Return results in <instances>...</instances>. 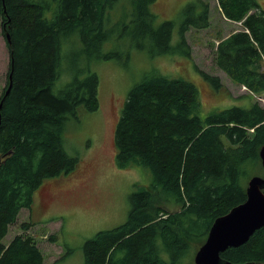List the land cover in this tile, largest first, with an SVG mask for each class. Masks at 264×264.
Here are the masks:
<instances>
[{"label":"trees","instance_id":"obj_1","mask_svg":"<svg viewBox=\"0 0 264 264\" xmlns=\"http://www.w3.org/2000/svg\"><path fill=\"white\" fill-rule=\"evenodd\" d=\"M52 2L0 0V29L10 37V42L5 38L10 68L0 103L12 84L0 112V264H44L26 234L7 246L3 241L21 211L33 209L34 193L45 180L76 172L79 158L67 154L62 141L66 123L81 107L93 112L100 106L98 75L84 65L117 57L102 48L111 38L108 11L119 0H61L46 17ZM154 2L135 0L129 33L133 43L137 40L134 47L143 46L138 40L152 42L153 56L191 57L183 31L206 20V13L184 18L174 46L175 23L154 27ZM218 2L224 17L241 22L243 29L218 43L217 66L252 94L264 96V10L258 0ZM77 47L78 53L71 50ZM64 48L72 52L67 62L74 77L56 92L65 72ZM202 74L216 89L224 87L218 78ZM197 96L191 82L157 70L133 85L115 125V165L147 170L151 182L135 187L124 224L86 241L84 264H194L187 258L197 250L194 244H204L215 220L246 201V184L261 168L264 108L251 101L202 118ZM176 206L180 210L169 211ZM32 225L23 224L22 232ZM222 258L264 264V227Z\"/></svg>","mask_w":264,"mask_h":264},{"label":"rangeland","instance_id":"obj_2","mask_svg":"<svg viewBox=\"0 0 264 264\" xmlns=\"http://www.w3.org/2000/svg\"><path fill=\"white\" fill-rule=\"evenodd\" d=\"M52 1L53 8L46 17H51V11L61 0ZM134 3L135 0H119L107 14L109 20L106 21V29L111 38L102 49L104 53H117V57L91 60L84 65L98 75L100 106L93 112L81 107L76 115L69 116L66 123L62 141L67 154L79 158L76 172L72 176L45 180L34 193L33 209L21 211L3 241L7 246L14 237L26 234L40 249L44 264H84L83 247L86 241L98 232L124 224L129 217V198L135 192V187L137 184L150 185L151 176L147 170H121L115 165L113 139L115 125L122 114L128 93L145 73L157 70L169 78L185 79L194 84L201 103L202 118L224 108L245 107L251 101L264 108V96L252 94L217 66L215 52L218 43L243 29L241 22L224 17L218 0H155L150 7L157 16L154 27L167 21L175 23L174 46L180 41L184 18L189 14L202 18L206 13V20H197L195 26L183 31L186 45L191 50L189 58L166 54L153 56L152 42L138 40L143 46L134 47L137 40L133 43L129 34L133 30L130 20ZM258 4L264 10V0H258ZM5 38L0 29V95L7 85L10 68ZM76 39L74 36L73 40ZM63 50L62 67L65 72L55 85L56 92L72 81V64L67 61L71 58V50L78 53L79 47ZM202 73L218 78L224 87L216 89L205 80ZM263 171L261 164L253 177L264 178ZM178 210L179 206L169 208L171 212ZM27 223L33 225L28 231L22 232V225ZM202 245L201 242L194 244L195 251ZM195 251L192 250L187 257L191 262L195 258Z\"/></svg>","mask_w":264,"mask_h":264},{"label":"water","instance_id":"obj_3","mask_svg":"<svg viewBox=\"0 0 264 264\" xmlns=\"http://www.w3.org/2000/svg\"><path fill=\"white\" fill-rule=\"evenodd\" d=\"M9 38L6 33L8 42ZM11 88L10 83L0 103V112ZM259 157L264 170V145ZM247 185L246 201L215 220L205 244L196 251L194 264H232L223 259L222 254L232 248L243 247L256 231L264 227V178L252 177Z\"/></svg>","mask_w":264,"mask_h":264}]
</instances>
